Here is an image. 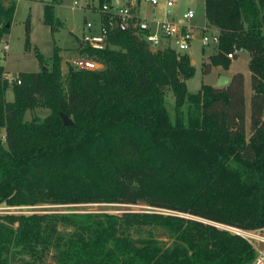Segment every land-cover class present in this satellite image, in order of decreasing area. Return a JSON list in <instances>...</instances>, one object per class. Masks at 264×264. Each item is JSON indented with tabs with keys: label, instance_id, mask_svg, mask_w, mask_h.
I'll return each instance as SVG.
<instances>
[{
	"label": "trees",
	"instance_id": "16d2710c",
	"mask_svg": "<svg viewBox=\"0 0 264 264\" xmlns=\"http://www.w3.org/2000/svg\"><path fill=\"white\" fill-rule=\"evenodd\" d=\"M203 3L206 24L219 33L203 74L217 66L227 70V54L235 50L249 54L248 125L241 73L223 88L203 84L189 94L186 81L194 67L187 54L153 52L120 28L102 50L79 46V57L99 63V70L70 66L63 75L56 46L50 68L19 73V85L8 83L0 65V206L152 209L0 216V264L254 259L244 239L217 227L264 228V0ZM57 4L43 7L51 31L63 28ZM14 11L13 1L0 0V42ZM24 48L31 49L28 20ZM35 56L40 67L46 64L37 50ZM9 87L11 102L5 98ZM166 91L174 97L173 118ZM36 109L49 113L26 121L25 114ZM62 116L72 125L65 127Z\"/></svg>",
	"mask_w": 264,
	"mask_h": 264
},
{
	"label": "rangeland",
	"instance_id": "374dc122",
	"mask_svg": "<svg viewBox=\"0 0 264 264\" xmlns=\"http://www.w3.org/2000/svg\"><path fill=\"white\" fill-rule=\"evenodd\" d=\"M5 4L10 1L14 2L15 11L13 21L10 27L9 34L0 42V52L2 47L7 44L9 51L6 54V60H3V65L8 72V77L16 78L19 73L38 72L40 69H49V60L53 55L54 47H59V55L61 56L62 74L67 73V68L74 67L79 54V46L82 44L81 37L84 34L86 23H92L97 26L99 22L98 11L100 9L99 0H58L55 6V16L63 23V28L58 31H51L50 27L43 23V3L51 2L52 0H3ZM127 0H111V4L115 7H122ZM167 1H172L173 6L169 8V19L179 22L182 15L188 11L194 12V19L191 21V26L197 29H202L206 26L204 17L203 0H158L159 6L153 8L144 0H136L135 3L141 18H163L165 12V4ZM155 15V16H154ZM28 20L30 25V43L31 49L25 51V23ZM78 37V38H77ZM37 50L45 59L46 64L40 67V64L35 56ZM212 47L201 49L198 35L191 43L188 51L189 58L193 61L194 76L186 81L187 92L189 94L196 93L200 86L215 85L218 81L219 74H224L226 69L217 66L212 67L209 74H203L204 63L209 61V56L214 53ZM249 54L247 51H239L237 57L233 59L229 66V73L237 71L246 75L249 83ZM102 69V66L101 68ZM228 70V69H227ZM6 76V78H8ZM181 78V77H180ZM6 101L13 100L11 87L6 92ZM165 107L171 118L174 116V97L172 92H165ZM49 113L45 109H36L33 112L25 114V120L29 121L32 117L44 118ZM247 126V138L249 137ZM152 209L145 207L142 204L136 206L125 205H79L76 207H55L42 206L34 208H10L4 205L0 206V216L10 214H28L41 212L68 213V212H109L120 214L126 211H150ZM217 226V224H214ZM228 231L232 234L233 229L217 227Z\"/></svg>",
	"mask_w": 264,
	"mask_h": 264
},
{
	"label": "built area",
	"instance_id": "2783aa9c",
	"mask_svg": "<svg viewBox=\"0 0 264 264\" xmlns=\"http://www.w3.org/2000/svg\"><path fill=\"white\" fill-rule=\"evenodd\" d=\"M136 0L129 5L115 7L104 4L100 7L99 22L97 26L86 23L84 34L81 37L82 45L95 50H102L108 45V38L120 25L124 30L143 41L151 51H161L163 49L174 50L178 54H187L191 43L198 35L201 49L212 47L217 50L219 44V33L207 24L202 29L191 26L194 19V12L188 11L182 15L179 22L169 19V8L173 6L172 1L165 4L163 18L156 17L147 19L141 18L136 8ZM151 7L159 6L158 0H144ZM155 16V15H154ZM6 50V47H4ZM238 51L227 54L229 60L235 59ZM74 67L81 70H99L101 65L92 60L79 57L74 61ZM9 84H20L17 78H6ZM217 227V226H216ZM234 233L244 239L253 249L255 256L249 264H264V228L255 230H242L233 228Z\"/></svg>",
	"mask_w": 264,
	"mask_h": 264
},
{
	"label": "crops",
	"instance_id": "0c3cea01",
	"mask_svg": "<svg viewBox=\"0 0 264 264\" xmlns=\"http://www.w3.org/2000/svg\"><path fill=\"white\" fill-rule=\"evenodd\" d=\"M44 3H46V2H44ZM44 3H43V5H44ZM112 5V4H111ZM164 8H165V6H164ZM205 17V16H204ZM206 22V21H205ZM78 38V37H77ZM4 40V39H3ZM2 40V41H3ZM4 47H6V50H4ZM57 47V46H56ZM59 48V47H58ZM8 51H9V47H8V45L7 44H5L3 47H2V51L0 52V65L1 66H3V68H4V71L6 72V76L8 77V72L6 71V69H5V67H4V65L2 64L3 63V60L5 61L6 60V54L8 53ZM189 56V55H188ZM211 56V55H210ZM209 56V57H210ZM250 58V57H249ZM232 61V60H231ZM190 62H191V65H193V61H191V59H190ZM23 73V72H22ZM25 73V72H24ZM229 73V68H228V70H225L224 71V74H219V77L220 76H225V77H228V78H231L234 74H236V73H240V72H237V71H233V72H230V74H228ZM242 75H243V78H244V95H245V103H246V119H247V125H248V123H249V114H250V107H249V103H250V97H251V93H252V91H251V87H250V85L248 86V78H246V75H244L243 73H241ZM250 76H251V74H250V71H249V75H248V77H249V83H250ZM211 86H213L214 87V85H211Z\"/></svg>",
	"mask_w": 264,
	"mask_h": 264
},
{
	"label": "water",
	"instance_id": "95a60500",
	"mask_svg": "<svg viewBox=\"0 0 264 264\" xmlns=\"http://www.w3.org/2000/svg\"><path fill=\"white\" fill-rule=\"evenodd\" d=\"M120 29L124 30V27L122 25H120ZM230 82V78L225 77V76H221L217 83L214 85V88H223L225 86H227ZM62 120H63V124L65 127L71 126L72 122L66 117V116H62Z\"/></svg>",
	"mask_w": 264,
	"mask_h": 264
},
{
	"label": "bare ground",
	"instance_id": "6f19581e",
	"mask_svg": "<svg viewBox=\"0 0 264 264\" xmlns=\"http://www.w3.org/2000/svg\"><path fill=\"white\" fill-rule=\"evenodd\" d=\"M224 228H227V229H233V228H229V227H224Z\"/></svg>",
	"mask_w": 264,
	"mask_h": 264
}]
</instances>
